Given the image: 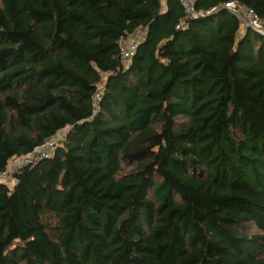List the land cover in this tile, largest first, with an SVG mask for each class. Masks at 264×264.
<instances>
[{
  "label": "trees",
  "instance_id": "trees-1",
  "mask_svg": "<svg viewBox=\"0 0 264 264\" xmlns=\"http://www.w3.org/2000/svg\"><path fill=\"white\" fill-rule=\"evenodd\" d=\"M228 1L0 0V171L63 132L0 182V264H264V36Z\"/></svg>",
  "mask_w": 264,
  "mask_h": 264
},
{
  "label": "built area",
  "instance_id": "built-area-1",
  "mask_svg": "<svg viewBox=\"0 0 264 264\" xmlns=\"http://www.w3.org/2000/svg\"><path fill=\"white\" fill-rule=\"evenodd\" d=\"M166 0H162L164 3ZM183 7L184 15L182 19L176 24V28L183 27L187 20L199 16H204L209 11H197L195 9L196 0H178ZM224 9L231 12L242 24L243 27H251L255 31L259 32L264 36V20L257 16L251 10L243 8L236 1H228L221 5ZM213 10V9H212ZM140 34L129 35L124 38L119 46L120 55L123 61L129 60L135 53L138 38ZM100 90L94 95L93 101L97 105L100 98ZM62 133H57L53 137L45 139L40 145L36 146L30 153L12 158L8 161L5 169L0 171V182L7 180L13 170L19 169L21 166H31L36 164L38 161L52 156L56 149L59 139L62 137Z\"/></svg>",
  "mask_w": 264,
  "mask_h": 264
},
{
  "label": "rangeland",
  "instance_id": "rangeland-1",
  "mask_svg": "<svg viewBox=\"0 0 264 264\" xmlns=\"http://www.w3.org/2000/svg\"><path fill=\"white\" fill-rule=\"evenodd\" d=\"M8 186H12L14 181L9 177L7 180L4 181Z\"/></svg>",
  "mask_w": 264,
  "mask_h": 264
},
{
  "label": "crops",
  "instance_id": "crops-1",
  "mask_svg": "<svg viewBox=\"0 0 264 264\" xmlns=\"http://www.w3.org/2000/svg\"><path fill=\"white\" fill-rule=\"evenodd\" d=\"M162 1V0H161Z\"/></svg>",
  "mask_w": 264,
  "mask_h": 264
}]
</instances>
